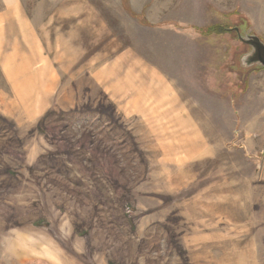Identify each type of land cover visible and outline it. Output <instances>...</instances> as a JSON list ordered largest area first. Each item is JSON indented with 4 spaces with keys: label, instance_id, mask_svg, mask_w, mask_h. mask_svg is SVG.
Wrapping results in <instances>:
<instances>
[{
    "label": "rangeland",
    "instance_id": "374dc122",
    "mask_svg": "<svg viewBox=\"0 0 264 264\" xmlns=\"http://www.w3.org/2000/svg\"><path fill=\"white\" fill-rule=\"evenodd\" d=\"M250 36L264 0H0V264H264Z\"/></svg>",
    "mask_w": 264,
    "mask_h": 264
},
{
    "label": "water",
    "instance_id": "95a60500",
    "mask_svg": "<svg viewBox=\"0 0 264 264\" xmlns=\"http://www.w3.org/2000/svg\"><path fill=\"white\" fill-rule=\"evenodd\" d=\"M242 39L243 41L254 46V53L252 56H250L249 62H259L262 66H264V44L257 36H250L248 39Z\"/></svg>",
    "mask_w": 264,
    "mask_h": 264
},
{
    "label": "crops",
    "instance_id": "0c3cea01",
    "mask_svg": "<svg viewBox=\"0 0 264 264\" xmlns=\"http://www.w3.org/2000/svg\"><path fill=\"white\" fill-rule=\"evenodd\" d=\"M36 54H38L40 56V58H42V55H41L40 51L37 50V49H36Z\"/></svg>",
    "mask_w": 264,
    "mask_h": 264
},
{
    "label": "bare ground",
    "instance_id": "6f19581e",
    "mask_svg": "<svg viewBox=\"0 0 264 264\" xmlns=\"http://www.w3.org/2000/svg\"><path fill=\"white\" fill-rule=\"evenodd\" d=\"M158 78H160L161 79V77L159 76Z\"/></svg>",
    "mask_w": 264,
    "mask_h": 264
}]
</instances>
